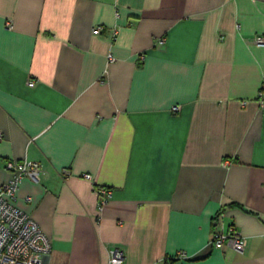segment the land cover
<instances>
[{
  "label": "crops",
  "instance_id": "obj_1",
  "mask_svg": "<svg viewBox=\"0 0 264 264\" xmlns=\"http://www.w3.org/2000/svg\"><path fill=\"white\" fill-rule=\"evenodd\" d=\"M256 34L264 0H0V185L44 165L17 202L49 264H264ZM230 225L244 251L211 245Z\"/></svg>",
  "mask_w": 264,
  "mask_h": 264
},
{
  "label": "built area",
  "instance_id": "obj_2",
  "mask_svg": "<svg viewBox=\"0 0 264 264\" xmlns=\"http://www.w3.org/2000/svg\"><path fill=\"white\" fill-rule=\"evenodd\" d=\"M101 30V26H96L93 32L100 33ZM253 42L264 47V34L254 35ZM30 85H34V81L30 82ZM179 109L178 105L173 107V110ZM2 139L3 135L0 132V140ZM6 167L10 172V178L0 185V264H49L51 238L37 220L17 202L23 179L39 182L45 174L44 165L40 161L25 158L10 159ZM84 177L92 179L89 173H85ZM97 191L103 201L111 194L110 189L104 186H98ZM27 200L32 201V198L28 196ZM247 244V237L242 235L235 225H230L224 231H215L211 240L214 247L228 245L238 251H244ZM187 256L185 252L178 254V257L182 258ZM109 264H126L125 251L121 248L112 249Z\"/></svg>",
  "mask_w": 264,
  "mask_h": 264
}]
</instances>
